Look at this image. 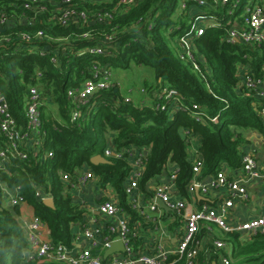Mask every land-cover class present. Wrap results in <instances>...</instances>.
Segmentation results:
<instances>
[{
	"label": "trees",
	"instance_id": "obj_1",
	"mask_svg": "<svg viewBox=\"0 0 264 264\" xmlns=\"http://www.w3.org/2000/svg\"><path fill=\"white\" fill-rule=\"evenodd\" d=\"M61 1L0 0V12L13 18L11 25L0 29V37L10 38L0 43V92L18 127L25 125L30 87L38 89L42 102L40 144L27 147L26 159L4 163L0 183L19 189L22 205L41 220L54 244L69 246L73 228L85 221L87 212L73 200L70 188L62 181L63 174L73 181L76 173L89 170L97 187L113 191L122 211L132 221L139 220L124 192L129 160L106 158L109 163L98 165L89 161L95 155L104 157L108 147L147 151L138 183L139 191L147 197L148 185L170 170L176 171L175 185L180 195L187 196L186 186L192 177V158L187 149L192 137L200 138L197 155L203 162L201 176L214 175L224 166L234 172L239 169L249 143L242 131L264 137V102L245 96L241 83L244 67L254 78H263L264 45L225 41L226 22L238 18L248 3L260 0H239L233 16L228 11L234 0L214 9L186 2L183 11L178 8L181 0H136L118 8L119 0H73L70 8L86 12L88 22L65 24L54 18ZM98 12H110L112 18L102 23L90 20ZM197 13L213 16L220 26L207 27L202 36L192 40L195 70L179 58L178 41ZM36 32L42 37L30 42L18 39L21 33L33 36ZM95 47L104 54L88 52ZM132 64L152 70L155 79L153 85H144L139 102L134 103L132 98L125 102L118 86L97 91L78 107L79 118L71 122L76 105L68 91L81 89L92 78L94 65L128 69ZM162 87L179 95L177 110L156 109L159 101L154 93ZM193 105L198 109L193 110ZM51 107L56 108V116L50 113ZM3 146L0 135V148ZM36 191L49 194L53 208L43 204ZM21 213L20 206L11 207L0 198V264H48L26 259L28 244L18 219ZM216 237L230 248L231 264H264V234L246 239L239 234ZM204 248L197 260H203L210 250L209 260L216 261L218 252H213L210 244ZM167 263L185 261L170 255Z\"/></svg>",
	"mask_w": 264,
	"mask_h": 264
},
{
	"label": "built area",
	"instance_id": "obj_2",
	"mask_svg": "<svg viewBox=\"0 0 264 264\" xmlns=\"http://www.w3.org/2000/svg\"><path fill=\"white\" fill-rule=\"evenodd\" d=\"M72 1L62 0L60 2L61 8L57 10L58 13L54 18L61 24L73 21L88 22L86 12L70 8ZM76 1L90 2L92 0ZM135 1L119 0L116 8L131 5ZM230 1L181 0L178 8L183 11L186 8V2H189L196 7L214 9L217 6H225ZM32 2L35 3L37 0H32ZM238 3L239 0L233 1L228 15L233 16ZM28 7V4L24 5L25 9H28ZM36 12L38 13V11ZM111 18L112 14L110 12H98L92 15L90 20L102 23ZM12 19L6 13L0 12V29L11 25L13 23ZM22 20L24 23L26 22L24 19ZM210 26H220V23L213 16L197 13L193 15L188 32L179 38V58L192 64L195 70H198V67L195 63L191 42L193 39L202 36L205 28ZM226 26L228 27L225 36L227 43L237 42L251 46L264 45V0L251 5L247 4L241 15L238 18L228 20ZM41 37V32H36L33 36L21 33L18 39L30 42L34 38ZM9 40L8 36L0 37V43ZM88 52L96 55L104 54L100 47L91 48ZM51 60L55 62L53 58ZM261 82L262 78H254L244 67L241 83L245 96H252L264 102V92L260 90ZM114 86H118V83L112 80L110 69L94 65L92 67V78L86 80L81 89L68 91V96L72 98L73 103L76 105L71 113V122H75L79 118L78 107L85 105L95 92ZM154 94V98L159 101L156 105L157 110H177L180 97L176 91L162 87L160 91ZM124 101L131 102V98L126 97ZM41 104L38 89L30 87L25 111V125L24 127H18L9 112L6 100L0 92V135L4 140V146L0 148V167L11 159H26L27 147L40 144L39 108ZM141 105H143V102H141ZM192 108L193 110L198 109L195 105ZM262 115L264 123V109ZM195 120H199V117L195 116ZM212 121L215 122L216 118H213ZM191 140L192 138L188 141L189 145ZM146 155V150H139L135 147L122 151H115L109 147L104 150L105 159L129 160L130 171L124 192L127 196L128 205L132 211L138 214L139 221H132L131 217L122 211L118 199L115 198L116 195L113 198L106 197L95 208L91 209L86 208L85 203L82 202L79 205L86 210L87 216L83 223H78L75 226L78 232L73 233L71 244L68 246L63 243L54 244L45 225L37 216L31 214L28 219H24L20 223L28 244L26 259L48 264H169L167 258L174 255L179 259H184L185 264H231L230 248L224 240L216 237V234H239L241 238L245 239L256 234H264V212L252 219L237 221L232 214L235 203L248 198V185L255 183L264 185V169L259 167L256 158L251 153L244 150L235 178L229 177L224 171L220 170L207 181H201L203 162L198 157L197 152H194L191 156L192 177L186 186L187 196L182 197L180 195L175 185L176 171L170 170L168 175L158 177L148 185L149 198H145L147 200L146 204L142 206L141 195L143 194L139 191L138 183L144 172L143 162ZM61 178L70 188L73 198L79 196V193L92 182H96L95 176L89 170L76 173L73 181L70 176L65 174ZM103 190L109 191L108 189ZM35 195L41 202L52 199L49 194L40 191H36ZM196 195L203 198L208 195H215L214 205L206 202L196 205ZM0 198L4 204L11 207L21 206L24 203L17 187L7 188L1 183ZM157 201L165 206L167 213L171 215L173 220H178L179 227L175 230L178 235L177 244L175 249L166 251L157 241L152 247V253H144L142 247L145 245V239L144 236H141L140 229L144 224H152L151 228L153 230L160 229L159 224L156 223L153 217L148 215V212H159L160 207ZM94 211L103 218L104 225L90 227V221L87 218L88 216L91 218ZM118 241L121 242L122 251L108 255L104 259V252ZM206 244L213 247V252H218L216 261L209 260L210 250L206 251L207 255L204 256L203 260L200 262L197 260L200 251L206 249L204 248Z\"/></svg>",
	"mask_w": 264,
	"mask_h": 264
},
{
	"label": "crops",
	"instance_id": "obj_3",
	"mask_svg": "<svg viewBox=\"0 0 264 264\" xmlns=\"http://www.w3.org/2000/svg\"><path fill=\"white\" fill-rule=\"evenodd\" d=\"M257 2H254V4ZM253 3H248V5H251ZM115 82V81H114ZM260 90L264 92V75L262 78V82L260 85ZM140 96L137 99V102L140 100ZM133 100V99H132ZM136 102V103H137ZM242 134L246 137L248 140V145L244 148L246 152L251 153L255 158L260 168L264 169V137L257 134L256 132L252 131H242ZM200 144V138L199 137H192L191 143L188 146V153L190 156L194 154V152L198 151V147ZM229 177L235 178L237 175V171L234 172L230 170L228 167L224 166L222 169ZM85 171V169L83 170ZM210 176H200L201 181H207ZM103 190L101 188H98L96 185V182H92V184L88 185L82 192L79 193V196H75L73 200L80 204L85 203V207L88 209L95 208V206L101 202L106 197L113 198L114 192L110 189ZM248 191V198L244 201L236 202L234 205V208L232 210V214L234 216V219L237 220H248L252 219L254 217L259 216L261 213L264 212V185L261 183H255L250 184L247 186ZM106 194V195H105ZM141 203L142 206L146 204L145 197L141 195ZM215 195H208L207 197H195L196 201L195 204L199 205V203L206 202L210 205H214ZM116 200L118 199L117 196H115ZM118 201V200H117ZM160 207V206H159ZM22 213L19 216V221L22 223L24 219H28V217L31 216V211L26 208L24 205L20 206ZM151 217L156 221V223L159 224L160 229L159 230H153L151 228L152 224H144L142 228L140 229L141 236H144L145 239V245L142 247V251L144 253H152L153 245L158 241L163 248L166 251H171L175 249V246L177 244V233L176 228H178L179 223L178 220H173L170 214L167 213L166 208L160 207L159 212L156 213H149ZM88 221H90V227L91 226H102L104 225L103 218L94 211L92 213V217L88 216ZM139 221V220H138ZM92 222L93 225H92ZM78 232L77 227L73 228V233ZM148 240V241H146Z\"/></svg>",
	"mask_w": 264,
	"mask_h": 264
},
{
	"label": "rangeland",
	"instance_id": "obj_4",
	"mask_svg": "<svg viewBox=\"0 0 264 264\" xmlns=\"http://www.w3.org/2000/svg\"><path fill=\"white\" fill-rule=\"evenodd\" d=\"M110 72L112 80L118 83L121 94L125 97L132 98L134 103H136L138 97L141 96L143 91L142 88L145 84L151 86L155 83L152 70L144 67H137L133 64L128 69L112 67ZM49 111L53 116H56L55 107H51Z\"/></svg>",
	"mask_w": 264,
	"mask_h": 264
},
{
	"label": "water",
	"instance_id": "obj_5",
	"mask_svg": "<svg viewBox=\"0 0 264 264\" xmlns=\"http://www.w3.org/2000/svg\"><path fill=\"white\" fill-rule=\"evenodd\" d=\"M145 154H146V152H145ZM89 161L93 165L107 164V163H109L108 160H106L101 155H95L92 158H90ZM196 196L198 197V195H196ZM43 204H45L46 206H48L50 208H53V201H52V199L43 201ZM157 204L160 207L165 208V206L160 201H157ZM121 251H122L121 242H119V241L118 242H115V243L112 244V246L109 249H107L104 252L103 258L105 259L108 255H111V254L116 253V252H121ZM212 264H215V263H212Z\"/></svg>",
	"mask_w": 264,
	"mask_h": 264
}]
</instances>
